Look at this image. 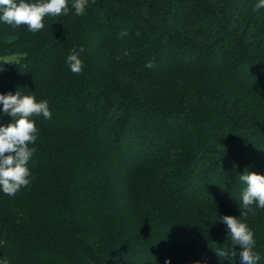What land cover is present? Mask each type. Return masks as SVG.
I'll use <instances>...</instances> for the list:
<instances>
[{
    "label": "trees",
    "instance_id": "16d2710c",
    "mask_svg": "<svg viewBox=\"0 0 264 264\" xmlns=\"http://www.w3.org/2000/svg\"><path fill=\"white\" fill-rule=\"evenodd\" d=\"M72 3L35 34L0 21V94L52 112L32 118L31 183L0 190V264H240L222 215L248 225L264 264V209L240 216L239 179L264 175V8L88 0L77 16Z\"/></svg>",
    "mask_w": 264,
    "mask_h": 264
},
{
    "label": "clouds",
    "instance_id": "9594fccd",
    "mask_svg": "<svg viewBox=\"0 0 264 264\" xmlns=\"http://www.w3.org/2000/svg\"><path fill=\"white\" fill-rule=\"evenodd\" d=\"M88 0H73L71 8L75 10V15L86 14ZM264 8V0H258L255 9ZM67 17L69 15L68 0H41V2L25 3V0H0V21L17 27L26 25L28 31L37 33L42 30L44 18L46 16ZM121 37L129 35L127 30L121 32ZM136 35H139L137 32ZM85 50L73 48L67 56V64L74 74H82L84 61L81 53ZM127 51L124 56H128ZM122 57H117V60ZM7 63V62H4ZM155 61L149 60L145 67L154 68ZM0 71H3L0 68ZM0 104L3 105V113L12 118V123L0 126V190L4 194L14 197L23 187L28 186L33 179L31 171L27 166L36 148L34 145L38 139L39 129L36 126L35 116H42L44 119H51L52 112L49 102L37 101L34 95H22L20 91L15 94L8 92L0 94ZM240 181L245 185L242 191L241 215L247 218L249 213L255 214V209H264V175L250 172L247 169L239 176ZM218 221L227 226V237L231 238L232 246L239 245L242 251L240 264H260L262 259L260 253L255 251L256 240L254 232L248 225L234 216H218ZM216 255L220 258L226 256L235 257V251L216 249ZM7 264V261L4 262ZM164 264H171V260L166 258ZM193 264H202L195 261ZM206 264V262H203Z\"/></svg>",
    "mask_w": 264,
    "mask_h": 264
}]
</instances>
